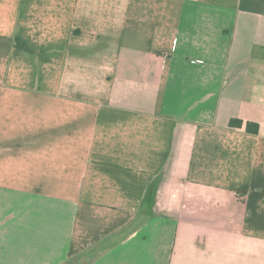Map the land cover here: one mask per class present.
<instances>
[{"label": "crops", "instance_id": "obj_1", "mask_svg": "<svg viewBox=\"0 0 264 264\" xmlns=\"http://www.w3.org/2000/svg\"><path fill=\"white\" fill-rule=\"evenodd\" d=\"M0 264H264V0H0Z\"/></svg>", "mask_w": 264, "mask_h": 264}, {"label": "trees", "instance_id": "obj_2", "mask_svg": "<svg viewBox=\"0 0 264 264\" xmlns=\"http://www.w3.org/2000/svg\"><path fill=\"white\" fill-rule=\"evenodd\" d=\"M229 125H230V127L240 128L244 124H243V122L241 120H231L229 122ZM244 126H245V130H246L247 133L257 134L258 126L256 124L246 123Z\"/></svg>", "mask_w": 264, "mask_h": 264}]
</instances>
